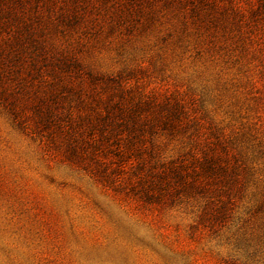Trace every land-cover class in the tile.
<instances>
[{
	"label": "rangeland",
	"instance_id": "374dc122",
	"mask_svg": "<svg viewBox=\"0 0 264 264\" xmlns=\"http://www.w3.org/2000/svg\"><path fill=\"white\" fill-rule=\"evenodd\" d=\"M0 264H264V0H0Z\"/></svg>",
	"mask_w": 264,
	"mask_h": 264
}]
</instances>
